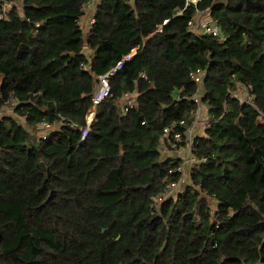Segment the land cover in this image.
<instances>
[{"label": "trees", "instance_id": "obj_1", "mask_svg": "<svg viewBox=\"0 0 264 264\" xmlns=\"http://www.w3.org/2000/svg\"><path fill=\"white\" fill-rule=\"evenodd\" d=\"M6 1L0 264H264V0Z\"/></svg>", "mask_w": 264, "mask_h": 264}, {"label": "built area", "instance_id": "obj_2", "mask_svg": "<svg viewBox=\"0 0 264 264\" xmlns=\"http://www.w3.org/2000/svg\"><path fill=\"white\" fill-rule=\"evenodd\" d=\"M193 2L195 3V1H193ZM13 6L20 8L19 1L15 2V3H9L6 0H0V20L4 19L6 17L7 13L9 12V10ZM91 8H92V5L90 2H88L87 4L82 6V10L84 12L90 10ZM90 23H91V21H90ZM189 29L193 30V31L196 30L198 33H203V34H208V35H212V36H216V37H221L220 29L218 28L216 23L209 16L206 18H201V17H198L195 15V17L193 18V20L189 24ZM129 56L125 57L124 59H128ZM108 77H109V75L100 78L99 85L97 87V90H96L93 98H92V104H93L92 115L90 118L87 117V123L88 124H89V122H91V120L94 117L96 106L100 103L102 98L104 96H106V94L108 92V86H107ZM194 81L196 84H199L200 83V77L199 76L196 77ZM231 96L236 97V94H232ZM194 101L198 105L197 112H196V119L197 120H195L194 123L187 130V134H188V141H187V146H186L187 157L184 160V165L186 166L187 171L189 170V166L194 163V160L192 157V140L191 139H192L193 134H194L195 124L197 125L200 122V117H199V121H198V114L200 112L199 96L196 95L194 97ZM10 105H11V107H13L15 105V103L13 102ZM129 107H131V101L130 100L127 101L125 110H127ZM3 110H5V109H3V108L0 109V115L1 114L3 115V113H2ZM182 124H183V122H180V125H182ZM205 124H206V122H205ZM169 131H170V128L165 130V136L168 135ZM82 133H83L82 138H84L86 133H87V128L83 129ZM42 139H45V137H43ZM177 188L178 187H176V185H172L170 190L177 189ZM169 195H170V192H166L165 194H163V198H165Z\"/></svg>", "mask_w": 264, "mask_h": 264}, {"label": "crops", "instance_id": "obj_3", "mask_svg": "<svg viewBox=\"0 0 264 264\" xmlns=\"http://www.w3.org/2000/svg\"><path fill=\"white\" fill-rule=\"evenodd\" d=\"M96 1L97 0H91V2H93V4L96 3ZM92 11H93V9L86 11V13L84 14V16L81 19V22L83 21V24L85 25L84 27L86 29L88 28V26L90 24V21L92 20V15H93ZM196 16L201 17V18L208 17V15L206 13H197ZM204 128H205V121L200 120L199 126L196 127L195 135L196 136H201L203 134ZM201 130H202V134H198ZM181 150H184V149H181V148H179L178 150L174 149V151H171L168 154L171 155L172 157H179L180 156V158L183 159L186 156V154L184 155L183 153H181V155H179Z\"/></svg>", "mask_w": 264, "mask_h": 264}, {"label": "water", "instance_id": "obj_4", "mask_svg": "<svg viewBox=\"0 0 264 264\" xmlns=\"http://www.w3.org/2000/svg\"><path fill=\"white\" fill-rule=\"evenodd\" d=\"M80 54L83 55V56L86 58V60H87V62H88V65H90V64H91V59H90L91 52H90L89 50H87L86 48H83V49L81 50ZM118 68H119V66H118L115 70H113V71L111 72L110 75H112L113 73H115V71H116ZM41 166H42V168H43V164H42V163H41Z\"/></svg>", "mask_w": 264, "mask_h": 264}, {"label": "rangeland", "instance_id": "obj_5", "mask_svg": "<svg viewBox=\"0 0 264 264\" xmlns=\"http://www.w3.org/2000/svg\"><path fill=\"white\" fill-rule=\"evenodd\" d=\"M82 24H83V21L81 22ZM83 26H85L84 24H83ZM241 94L243 93V91L240 89V91H239ZM92 111H93V109H91L90 111H89V113H92ZM2 113H8V111H5V110H3L2 111ZM88 113V114H89ZM205 112H204V110L203 111H201V120H203V119H205ZM204 121V120H203ZM201 129V128H200ZM198 134H202V130L198 133ZM181 153H183L184 155H185V150H181V152H180V154L179 155H181ZM167 155V154H166ZM162 157H165L164 155L162 156ZM180 157V156H179ZM185 183H186V181H185Z\"/></svg>", "mask_w": 264, "mask_h": 264}, {"label": "bare ground", "instance_id": "obj_6", "mask_svg": "<svg viewBox=\"0 0 264 264\" xmlns=\"http://www.w3.org/2000/svg\"><path fill=\"white\" fill-rule=\"evenodd\" d=\"M91 115H92V113H89L87 117H88V118H90V117H91Z\"/></svg>", "mask_w": 264, "mask_h": 264}]
</instances>
